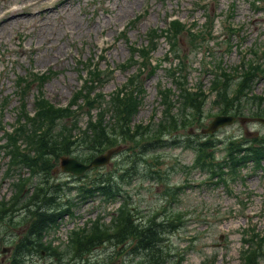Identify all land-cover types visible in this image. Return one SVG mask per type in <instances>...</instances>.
<instances>
[{"label": "rangeland", "instance_id": "374dc122", "mask_svg": "<svg viewBox=\"0 0 264 264\" xmlns=\"http://www.w3.org/2000/svg\"><path fill=\"white\" fill-rule=\"evenodd\" d=\"M49 1L55 3V9L45 8ZM36 2L37 4L25 9H14L17 5L15 3L25 7ZM200 5H205L210 11L209 27L216 26L217 31L208 35L192 33V36L186 30L179 36L177 47L182 58L191 65L190 74L185 81L193 86L203 84L206 90H210L214 72L223 65L230 72L223 73L222 78L227 74L231 76L230 91L235 94L238 93V81L242 76V70L238 71V66L245 60H253L256 68L254 75L248 78L250 86L246 87L243 95H239L242 105L235 108H241L243 114L238 115L233 124L223 126L212 134L202 133L203 129L211 128L210 123L216 116L223 114L218 113L221 109L214 102L216 91H212L205 98L202 115L204 128H195L192 124L186 130L182 127H171L163 137L171 140L168 145L157 140H146L152 144V150L143 151L141 154L149 160L158 157L147 164H154L162 173L163 180H144V173L135 175L131 185L126 187L131 196L128 206H133L134 212L145 220L156 218L157 221L168 222L167 213L178 215L172 223L169 222L163 227V237H159L161 247L168 257L166 264H244L241 251L243 248L249 250L251 246L243 241V230H250L255 226L264 232V168L255 169L250 164L244 170L245 177L238 174L233 179L235 181L231 183V191L223 182L214 184L210 180L214 177L210 174V169L196 167L195 151L176 145L173 139L177 136L183 141L182 144L186 143L189 136L204 139L211 135L214 144L218 141L227 143L234 139H264V123H242L243 118L253 116L251 112H260L264 108V104L262 107L252 105V99L247 97V94L264 97V0L259 5L261 12L248 0H0V145L9 140V132L17 123L21 112V122L31 121L32 129H40L42 137L48 129L41 121V115L37 113L42 99L66 106L81 87L82 77L86 75L89 64L100 66L103 82L108 80L103 93L108 95L124 85L135 71V66L117 71L114 68L129 59L128 47L131 41L142 44L151 28H166L171 15L189 25L197 22L201 26L205 22V15L198 9ZM231 13L233 16L226 17ZM230 23L238 28L236 32L240 35L230 34ZM129 24L132 28H127V34L122 35L121 30ZM240 42H243L242 52L235 47ZM169 48V43L163 39L154 57L161 60ZM104 50L106 56H103L104 60H100ZM38 76H43L45 80H39ZM21 78L27 82L22 89L19 85ZM140 79L145 80L142 77ZM256 80L258 81L255 84ZM161 83L163 87L175 86L164 68L143 83L144 103L135 119L136 123L142 122L140 124L151 125L153 128L162 122L165 105L160 103ZM174 100L180 99L175 96ZM23 103H26V107L22 111ZM177 106L174 111L180 113L183 104L180 102ZM85 111L86 108L83 107L71 114V117H76V122L73 123L71 119L66 121L73 127L76 124L72 130V140L76 143L71 146V156L77 157L90 152L81 139L88 120L86 114L82 113ZM187 111L192 112L190 105ZM262 113L264 117V112ZM113 121L115 120L109 111L105 122ZM61 128L62 125L58 124L53 132L58 134ZM122 145L123 149L109 165L90 171L83 180L73 179L68 173L58 169L60 159L57 160L52 147L44 155L45 158H51L55 166L52 177L46 170V163L40 164L37 170L13 166L0 148V208L8 212L6 220L0 221L2 225H10L6 245H10L27 226V223H22L21 208L40 187H33L32 182L37 183L41 179L51 183L70 182V185L77 188L85 180L93 179L97 175L120 172L123 169L121 163L133 156L135 148L142 150V145H136L134 141ZM24 149L26 153L31 152V157L38 156L37 150L29 148L28 144ZM225 153L226 149L219 144L216 149L217 159L222 161ZM147 164L143 162L137 165L138 171L144 170ZM225 168L226 165L223 168L215 166V170L219 172ZM34 171L44 173L36 175ZM17 182L25 183L23 193L15 198L18 204L13 200L19 191L14 186ZM169 186L179 189L174 199L168 193ZM52 188L50 186L46 192H50ZM20 196L29 197V200L22 199L20 202ZM51 197L53 196L49 198ZM70 197L76 205L72 207L70 214H65L60 219L57 232L63 227L69 231L90 229L100 218H103L102 223L111 224L120 205V202H107L100 194L86 201L80 200L77 189ZM241 200L248 205V211L241 208ZM158 230L159 228L157 232ZM27 236L32 237L31 234ZM259 238L264 239V233L259 234ZM60 240L65 242L63 237ZM67 246L72 248V243H67ZM93 247H89L87 251ZM96 247L90 257L91 264H137V257L130 253L123 256V253L111 255L117 250L112 241L105 240ZM261 262L264 263V258ZM24 264L60 263L51 255L34 252L28 260H24Z\"/></svg>", "mask_w": 264, "mask_h": 264}, {"label": "trees", "instance_id": "16d2710c", "mask_svg": "<svg viewBox=\"0 0 264 264\" xmlns=\"http://www.w3.org/2000/svg\"><path fill=\"white\" fill-rule=\"evenodd\" d=\"M259 0H252V4H256ZM216 17L214 18V22ZM131 27L128 26L127 28ZM126 28V29H127ZM122 31V35L127 34V30ZM233 35H235V29L230 28ZM186 30H189L187 24L179 18H172L168 22L166 28H152L147 35L146 42L140 44H130V58L122 63L118 68H114L115 71L119 69H130L136 67L135 72L128 78L127 82L121 87L117 88L110 94L103 93V88L107 81L103 82L102 70L100 66L89 64L86 68V75L82 77V85L79 90L74 93L66 106H58L47 99H42L37 113L41 115V121L44 126L48 129L44 132L41 137L40 129L33 130L32 127L22 126L16 130V137L13 139V134L9 132L12 143L9 144L13 147L10 151L13 154V161L21 163L22 165L29 166L33 170H37L39 165L46 163V170L49 174L53 172L54 165L51 158H45V154L49 152L52 147L55 149V155L58 159L62 154H71V146L76 143L72 140V130L74 127L66 123L68 119L76 122V117H71V114L76 110H81L83 107L86 108L85 113L88 117L86 123V129L83 131L82 144L86 145V149L89 150V154H82L77 156L82 161H89L96 154L102 153L111 147L126 143L128 141H134L136 145H142V150L138 151L135 148V152L132 157L124 160L121 165L123 169L120 172H108L95 176L93 179H87L77 186L80 193L85 197H94L96 194L102 195L106 201L115 202L122 200V205L117 211V215L111 224L102 223L100 218L94 223L90 230L93 235L86 236L85 246L89 243L92 245L101 244L105 240L112 242L127 243L136 241L144 248L150 250L148 259L139 264H166L168 257L166 252L161 247V241L159 237L162 236L163 227L169 222L172 223L173 219L178 215L166 214V221H157L156 218L143 219L139 214L134 212V207H129V185L132 183V179L135 175L144 173V180L147 176L148 179L152 180H163V175L159 169L155 168L154 164H147L148 161L156 160L158 157H153L149 160L141 153L143 151L152 150V144L146 140H157L163 142L164 145L170 143L169 140H165L163 137L166 136L171 130V127L177 129L179 127L187 128L189 124L192 126L196 125V121L200 120L203 115V108L206 103L205 98L207 97L204 89L201 85L197 88H193L190 84L185 81L190 73V64L185 58H182V54L177 47V41L179 36ZM190 32V31H189ZM191 33V32H190ZM193 36V34L191 33ZM166 39L170 46V55L175 59L170 60V55L167 54L165 59L158 61L154 58V53L158 50L162 39ZM120 40V39H119ZM242 47V45H241ZM106 52V50H105ZM257 55V53H255ZM104 55L100 58L104 60ZM171 61L169 67L166 66V62ZM128 64V65H127ZM127 66V67H126ZM189 67V68H188ZM167 68V72L171 79L175 82L178 92L172 86H164L160 84V103L165 105L163 110L162 122L157 124V127L151 125L146 126L140 123H135V119L143 106L144 100L142 98V92L144 89V82L147 79H151L155 74L163 69ZM255 65L253 60H245L239 66L238 71L242 70L241 79L238 81V93L231 94L230 91V80L229 74L226 77H218L213 81L212 91H216V97L214 102L217 103L221 109V113H230L234 111L236 114L241 113V108H237L241 104V98L239 95H243L246 87H249L248 78L254 75ZM145 79L141 81L140 78ZM39 80L44 81L43 76L37 77ZM183 80L185 82H183ZM27 82L21 78L19 80L20 89L23 88ZM24 96V95H23ZM179 97L178 102L182 103L183 106L180 108L181 112L176 113L174 110L178 108L174 97ZM249 99H252L251 104L256 107H262L264 104V97L254 94H247ZM192 108V112H188L187 108ZM23 107H26V103H23ZM22 107V111H23ZM115 121L106 123L105 116L109 113ZM264 108L260 112L253 113L257 116H263ZM22 114V113H21ZM19 114V117L20 115ZM18 117V121H20ZM31 124V122H30ZM61 124L62 128L58 134L54 133L55 127ZM153 131V132H152ZM150 133V134H149ZM24 137L29 148H35L38 152V156H32L31 152H23V148L19 145V139ZM188 139L184 144L185 147L191 148L195 151V165L196 167H203L210 169L209 172L212 176H220L224 180L223 175L225 172L216 171L215 166L219 165L223 168L224 165L230 166V169L235 173L238 169L237 165L248 158H253L257 161V165L261 164V159L264 157V139H255L254 143H248L247 140L234 139L225 144L227 155L231 158L232 164L227 163V156L222 161L216 160L215 150L218 143H213L211 137H206L205 140L201 139ZM129 139V140H128ZM176 145L182 144L181 140H174ZM246 150V155L239 156L236 153H241ZM145 162L147 167L140 172L137 169V165ZM217 163V164H216ZM39 173V172H37ZM87 176V175H86ZM85 176V177H86ZM84 177V178H85ZM83 178V179H84ZM51 181H53L51 179ZM25 183H15L14 186L19 189L14 197V201L18 204L15 198L19 194L23 193ZM33 182L31 183V185ZM37 185L40 187L27 205L21 208L23 215L22 223H27L26 232H30L34 227V223L38 227L39 231L49 227L48 222L54 224L58 218L65 212H70V206L66 207L58 200L64 195H67V191L73 187L68 183H51L49 180L42 179ZM36 185V186H37ZM35 186V187H36ZM52 186L50 192L46 190ZM168 193L174 198L177 197L179 189H173L172 186L168 188ZM50 196H53L49 198ZM70 205V201L68 200ZM4 207V204L2 203ZM0 208V219L6 220L7 214ZM173 216V217H172ZM172 217V219H170ZM52 225H50L51 227ZM49 227V228H50ZM157 228H159L157 232ZM164 240V239H163ZM162 240V241H163ZM247 241L246 239L244 240ZM29 246V244H28ZM96 247V246H94ZM16 251L19 252L18 264H24V256L28 253L26 250H21L16 247ZM255 253V258H251L249 255L246 256L245 264H260L257 260L263 253ZM122 254L121 256H123ZM146 255V254H145ZM144 255V256H145ZM86 263L90 261L88 251H85Z\"/></svg>", "mask_w": 264, "mask_h": 264}, {"label": "flooded vegetation", "instance_id": "af4514ba", "mask_svg": "<svg viewBox=\"0 0 264 264\" xmlns=\"http://www.w3.org/2000/svg\"><path fill=\"white\" fill-rule=\"evenodd\" d=\"M29 234H31L32 237H28V241L21 244V237L27 236ZM29 234L18 235L10 245H6L7 235H4V233H0V235L2 236L0 238V264L16 263V255L19 254V252L16 251V247H19L21 250L23 249L28 252L24 256V260H28L34 254V252H37L40 255L46 254L55 257L56 259H58L60 264H91L90 261L87 263L85 261V251L87 252V249L91 247V244L89 243L85 246L84 242L87 238L84 233L74 234L71 239H67L65 240V242H62L56 234L49 232H37L35 229H33ZM69 242L72 243V248H68L67 243ZM133 246L134 250H132ZM96 249L97 247H93L88 250L89 259H91L90 257H92ZM120 253H123L124 255L130 253L132 256H136L137 264H139L140 262H144L148 259L150 250L148 248L142 247L138 243H128L126 249H117L111 255H118ZM7 256L10 257L6 260Z\"/></svg>", "mask_w": 264, "mask_h": 264}, {"label": "water", "instance_id": "95a60500", "mask_svg": "<svg viewBox=\"0 0 264 264\" xmlns=\"http://www.w3.org/2000/svg\"><path fill=\"white\" fill-rule=\"evenodd\" d=\"M233 120H234V117L232 116H218L212 122L211 128H209L208 130H205V132H214L220 126H223L228 123H232ZM258 120L264 122V119L262 118H259ZM120 149H121L120 147L110 148L107 152L103 154H99L96 157H94L89 163L82 162L75 157L63 156L61 158V168L65 172H71L76 175H82L86 171L90 170L91 168L95 166L107 165L110 162L113 155L117 153Z\"/></svg>", "mask_w": 264, "mask_h": 264}, {"label": "bare ground", "instance_id": "6f19581e", "mask_svg": "<svg viewBox=\"0 0 264 264\" xmlns=\"http://www.w3.org/2000/svg\"><path fill=\"white\" fill-rule=\"evenodd\" d=\"M15 4H17V5H15L14 6V4H13V6H14V9H25V8H27L28 6H31V5H34V4H37V2L36 3H31V4H29V5H27V6H25V7H21V6H19V3H15ZM45 8H47V9H50V8H53V9H55L56 7H55V3L53 2V1H49L47 4H45ZM55 7V8H54ZM49 11V10H48ZM16 15V14H15ZM13 16V15H12ZM129 140V139H128ZM137 147V146H136ZM139 147V146H138ZM139 149V148H138ZM60 249V248H59ZM64 253V252H63ZM65 255V254H64ZM67 257V256H66ZM69 258V257H68Z\"/></svg>", "mask_w": 264, "mask_h": 264}]
</instances>
